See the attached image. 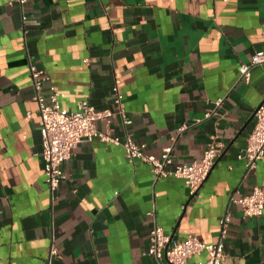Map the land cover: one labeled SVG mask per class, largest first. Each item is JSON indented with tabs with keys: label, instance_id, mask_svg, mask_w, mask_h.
Masks as SVG:
<instances>
[{
	"label": "crops",
	"instance_id": "0c3cea01",
	"mask_svg": "<svg viewBox=\"0 0 264 264\" xmlns=\"http://www.w3.org/2000/svg\"><path fill=\"white\" fill-rule=\"evenodd\" d=\"M258 51L264 0H0V264H48L52 244L51 264H157L155 225L216 243L227 212L222 264H264V214L245 217L233 202L264 186V159L249 170L238 157L264 101V64L249 83L239 67ZM27 53L48 77L47 102L54 88L65 111L82 100L115 111L117 83L132 123L116 116L113 133L148 154L172 148L175 164H190L221 142L208 178L194 193L180 179L155 181L149 165L95 139L73 151L51 191Z\"/></svg>",
	"mask_w": 264,
	"mask_h": 264
},
{
	"label": "built area",
	"instance_id": "2783aa9c",
	"mask_svg": "<svg viewBox=\"0 0 264 264\" xmlns=\"http://www.w3.org/2000/svg\"><path fill=\"white\" fill-rule=\"evenodd\" d=\"M23 4L25 0H20ZM28 66L32 78L34 96L40 115L41 154L44 158L45 181L51 191L57 190L66 181L67 175L63 164L71 158L73 151L83 142L98 139L101 142L121 146L127 160L134 164L142 162L150 166L152 178H176L183 180L191 193L196 192L208 178L214 164L221 156L224 145L212 142L203 156L190 164H175L172 148L165 149V155L158 158L148 154L145 146L138 143L128 132L124 137L113 133L111 127L113 118L119 116L125 127L132 123L122 106V96L118 84L113 87L114 105L116 110H99L88 100H82L76 110L65 111L61 108L59 93L52 88L47 102L42 93L48 77L34 64V57L27 53ZM264 64V51L256 52L248 63L239 67L240 79L249 83L252 71ZM223 98L215 102V108L222 106ZM212 111L206 113L210 117ZM254 126L247 138L246 146L238 154L244 159L247 168L254 169L259 161L264 159V101L255 109ZM104 121L106 131L100 130L95 123ZM185 126L181 128L184 130ZM233 202L242 207L245 217L259 218L264 214V186H254L251 193ZM231 215L226 213L219 220V236L216 243H204L195 235L189 233L183 239H174L166 234L162 227L155 225L150 231L149 255L157 264H222L226 258L224 241L228 233ZM206 255L204 260H193L195 256ZM59 256L58 248L52 244L48 264Z\"/></svg>",
	"mask_w": 264,
	"mask_h": 264
},
{
	"label": "water",
	"instance_id": "95a60500",
	"mask_svg": "<svg viewBox=\"0 0 264 264\" xmlns=\"http://www.w3.org/2000/svg\"><path fill=\"white\" fill-rule=\"evenodd\" d=\"M172 237V236H171ZM173 238V237H172Z\"/></svg>",
	"mask_w": 264,
	"mask_h": 264
}]
</instances>
